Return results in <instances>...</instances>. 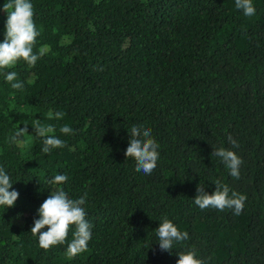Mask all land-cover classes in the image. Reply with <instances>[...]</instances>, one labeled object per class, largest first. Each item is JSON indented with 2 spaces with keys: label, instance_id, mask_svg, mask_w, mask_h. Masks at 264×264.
I'll return each instance as SVG.
<instances>
[{
  "label": "trees",
  "instance_id": "obj_1",
  "mask_svg": "<svg viewBox=\"0 0 264 264\" xmlns=\"http://www.w3.org/2000/svg\"><path fill=\"white\" fill-rule=\"evenodd\" d=\"M32 3L34 51L48 52L33 68L15 67L23 90L0 77V164L20 193L0 209V264H176V250L143 247L162 215L188 231L185 247L206 264H264V0H253L252 17L235 0ZM6 15L0 9V38ZM37 119L57 135L70 125L65 147L45 155L34 134L9 143L15 125L31 133ZM134 121L161 145L151 175L124 151ZM229 135L243 159L239 179L211 156L231 147ZM58 173L73 197L90 193L93 236L73 259L66 245L40 249L29 231L49 195L45 179ZM213 180L246 194L240 215L192 204L197 185L211 193Z\"/></svg>",
  "mask_w": 264,
  "mask_h": 264
},
{
  "label": "clouds",
  "instance_id": "obj_2",
  "mask_svg": "<svg viewBox=\"0 0 264 264\" xmlns=\"http://www.w3.org/2000/svg\"><path fill=\"white\" fill-rule=\"evenodd\" d=\"M235 8L245 17H252L256 13L253 0H235ZM0 9L5 10L7 14L0 38V77L12 89L23 90L24 82L18 79L15 67L21 61L28 68L35 67L37 61L48 52V48L41 46L34 51L40 29L34 20L32 0H8L7 3L0 5ZM23 125L25 126L13 127L8 137L9 143L28 144L31 142L29 134H34L35 137L42 139L40 152L45 155L65 147V140L61 135L70 136L74 131L70 125L63 124L58 128L61 135H57V129L53 125L41 124L38 119L31 123V133L27 128L28 124ZM126 128L129 135L124 151L127 156L135 158L136 169L151 175L160 159L159 141L152 134V128L147 122L134 121ZM228 142L230 148L212 146L211 156L219 159L231 177L239 179L243 159L234 151L239 147V143L231 135L228 136ZM68 179L66 173H58L45 179V183L50 186L47 188L49 195L36 209V216L29 231L40 249L47 251L57 245H66L64 249L66 256L73 259L88 249L94 225L87 218L90 193L85 190L79 196L73 197L65 190ZM17 180L19 179L13 178L6 164H0V209L12 207L17 201L20 193L12 187ZM212 182L215 189L211 193L204 190L205 186L197 185L192 204L200 210L228 209L234 215H240L247 199L246 194L235 191L226 183L216 180ZM156 220L159 221L158 227L152 229L150 239L143 241L145 250L151 248L152 242L155 241L160 251L176 250L178 257L176 264H206L194 246L185 247L184 242L189 240L188 231L180 229L167 215H162ZM178 247L180 250H177Z\"/></svg>",
  "mask_w": 264,
  "mask_h": 264
}]
</instances>
